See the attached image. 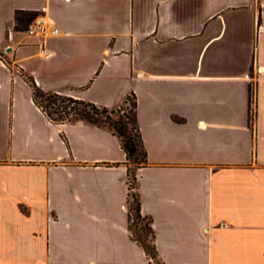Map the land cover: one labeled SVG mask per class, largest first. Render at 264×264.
Instances as JSON below:
<instances>
[{
  "label": "crops",
  "instance_id": "obj_1",
  "mask_svg": "<svg viewBox=\"0 0 264 264\" xmlns=\"http://www.w3.org/2000/svg\"><path fill=\"white\" fill-rule=\"evenodd\" d=\"M21 72L107 107L134 94L163 263L264 264V0H0V264H149L120 139L50 119Z\"/></svg>",
  "mask_w": 264,
  "mask_h": 264
},
{
  "label": "trees",
  "instance_id": "obj_2",
  "mask_svg": "<svg viewBox=\"0 0 264 264\" xmlns=\"http://www.w3.org/2000/svg\"><path fill=\"white\" fill-rule=\"evenodd\" d=\"M35 14L37 13L33 10H17L14 17V28L26 29ZM27 77V81L32 88L34 102L53 121L84 119L98 126L106 127L116 134L125 151L128 163V182L131 179L136 181L135 170L146 161V150L138 126L134 94H127L116 106L107 107L73 96L67 92L43 90L36 85L31 76L27 75ZM42 100H45V103H42ZM127 102L130 106L126 111L123 105ZM130 161L134 162V167L130 166ZM128 185L131 186V183L129 182ZM129 196H131V200ZM129 196L127 198L128 228L132 237L144 248L149 258V264H165L157 255L153 241L154 231L151 226V218L140 211V200L137 191L129 193ZM147 234L150 235L151 240L146 239Z\"/></svg>",
  "mask_w": 264,
  "mask_h": 264
},
{
  "label": "built area",
  "instance_id": "obj_3",
  "mask_svg": "<svg viewBox=\"0 0 264 264\" xmlns=\"http://www.w3.org/2000/svg\"><path fill=\"white\" fill-rule=\"evenodd\" d=\"M44 13H37L35 14L26 29L23 31L28 34V35H38V36H45L48 34V31L51 33L57 32L58 28L57 27H50L51 21ZM42 51V49L40 50ZM46 54V52H45ZM251 114L254 113L253 108L250 109ZM130 182V181H129ZM132 186H130V189ZM134 189V188H133Z\"/></svg>",
  "mask_w": 264,
  "mask_h": 264
},
{
  "label": "rangeland",
  "instance_id": "obj_4",
  "mask_svg": "<svg viewBox=\"0 0 264 264\" xmlns=\"http://www.w3.org/2000/svg\"><path fill=\"white\" fill-rule=\"evenodd\" d=\"M20 30H23V29H20ZM21 73H22V75L24 76V78L27 80V79H28L27 75L24 74L23 72H21ZM66 92L69 93L68 90H67ZM42 101H43L42 103H45V100H42ZM129 106H130V104H129V102H127V103H125V104L123 105V108L127 111L128 108H129ZM48 109L51 110L50 107H48ZM140 164H141V163H140ZM130 166L134 167V162L130 161ZM135 171H136V170H135ZM130 183H131V186H132V188L130 189V194H131V192H136V188H135V187H136V181L133 180V179H131V180H130ZM133 188H134V189H133ZM129 198H130V200L132 199L131 196H129ZM146 239H147V240H151V237H150L149 234L146 235Z\"/></svg>",
  "mask_w": 264,
  "mask_h": 264
}]
</instances>
